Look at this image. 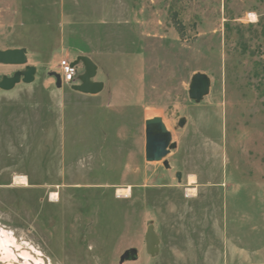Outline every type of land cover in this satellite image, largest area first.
Segmentation results:
<instances>
[{"label":"rangeland","instance_id":"obj_1","mask_svg":"<svg viewBox=\"0 0 264 264\" xmlns=\"http://www.w3.org/2000/svg\"><path fill=\"white\" fill-rule=\"evenodd\" d=\"M17 48L38 72L0 91V241L13 264H120L131 248L139 260L124 264H179L177 229L239 232L231 220L246 216L264 233V0H0V50ZM82 55L111 110L77 133L68 116L57 144L49 73ZM22 69L0 65V79ZM197 73L212 81L199 104L188 94ZM154 117L177 143L170 170L145 159Z\"/></svg>","mask_w":264,"mask_h":264},{"label":"crops","instance_id":"obj_2","mask_svg":"<svg viewBox=\"0 0 264 264\" xmlns=\"http://www.w3.org/2000/svg\"><path fill=\"white\" fill-rule=\"evenodd\" d=\"M68 59L74 61L75 58ZM98 81L104 82L103 80ZM65 85L66 84H64L61 89L56 88V91H52L51 96L49 97L50 102L48 103L49 108L59 107V109L49 110L57 117V123L54 121L52 124L57 134V137L55 138L57 144L59 143L61 145L63 142L60 143L59 141H65L66 139V119L68 116L70 118V128L72 129V132L77 133V131L83 129V124L84 127H91L92 130H95L96 124L98 123L97 120L100 121L102 116L107 112L110 113L111 110L103 108V91L105 88L98 95H85L73 91L71 89L72 85H68L69 87H66ZM107 108L110 107L107 106ZM89 117H91V119ZM91 135H93V131H91ZM70 136H72V133ZM255 158L256 157L249 154L251 166L253 163L256 167L257 164H255ZM187 178L188 181H190L191 178H194V183L198 180V176L195 173L189 174ZM179 183L181 182L178 180L176 190H179ZM223 220L221 219V223L219 224L229 221L227 219L225 221ZM218 221L213 223V225L217 224ZM253 221L255 222V225H262L259 219L254 220L246 216L243 218H235L231 220V222L232 225H234L235 222L240 225L239 227L241 229H239V232L228 231L227 233H224L220 230L219 232L215 231L213 232L214 234L211 233L208 236H198V239H195L196 236L188 233H179V229H177V233L175 234L176 246L174 249V255L178 259L179 264H264V233L257 231V229L248 232L246 229L248 225L253 224ZM176 224L178 227L179 201L176 202Z\"/></svg>","mask_w":264,"mask_h":264},{"label":"water","instance_id":"obj_3","mask_svg":"<svg viewBox=\"0 0 264 264\" xmlns=\"http://www.w3.org/2000/svg\"><path fill=\"white\" fill-rule=\"evenodd\" d=\"M73 66H78V73L74 84L71 86L73 91L85 95H98L104 88L105 83L97 80L98 65L89 56H78L73 61ZM0 65L23 67L13 76H3L0 79V91L9 92L21 83L30 85L36 80L38 69L36 66L29 65L28 50L26 48L0 50ZM55 80V86L61 89L63 84L61 75L57 72L49 73ZM211 78L204 73L193 75L189 86V98L195 103H201L211 92ZM186 119H181L179 127H184ZM145 159L149 163L163 162L165 169L170 170L171 165L167 160L172 150L177 148V143L173 142V135L167 129L163 118L154 117L145 121ZM181 182V173L176 175ZM146 251L151 257H156L160 251V239L155 231V224L151 222L147 228ZM139 260V252L131 248L120 257V264L136 262Z\"/></svg>","mask_w":264,"mask_h":264},{"label":"built area","instance_id":"obj_4","mask_svg":"<svg viewBox=\"0 0 264 264\" xmlns=\"http://www.w3.org/2000/svg\"><path fill=\"white\" fill-rule=\"evenodd\" d=\"M73 61L69 59H63L60 61V72L62 84L73 85L78 73L80 72V68L78 66H73Z\"/></svg>","mask_w":264,"mask_h":264},{"label":"bare ground","instance_id":"obj_5","mask_svg":"<svg viewBox=\"0 0 264 264\" xmlns=\"http://www.w3.org/2000/svg\"><path fill=\"white\" fill-rule=\"evenodd\" d=\"M17 181H19V183L22 184V183H26L27 179L23 176H20V177H17ZM190 182H194V178H191ZM129 192H130V189H126L124 191L122 189V191H120L121 194H127V195L129 194ZM191 192H193V191H191ZM4 250H5V248L2 246V243L0 241V253L2 254V256H0L1 261L5 262L7 264H13L12 263L13 256H11V254L6 253Z\"/></svg>","mask_w":264,"mask_h":264}]
</instances>
